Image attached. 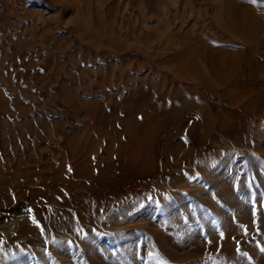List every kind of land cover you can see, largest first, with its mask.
<instances>
[{
  "label": "rangeland",
  "instance_id": "1",
  "mask_svg": "<svg viewBox=\"0 0 264 264\" xmlns=\"http://www.w3.org/2000/svg\"><path fill=\"white\" fill-rule=\"evenodd\" d=\"M241 1L259 7L264 23L263 1ZM217 2L0 0V14L9 15L0 19V190L15 198L0 202V264H264V111L251 126L230 129L233 140L218 135V149L188 165L176 159L173 180L135 189L120 204L113 188L90 210L84 197L71 206L17 196L55 179L91 187L92 178L73 175L107 164L112 143L93 128L98 105L123 115L118 98L138 85L183 91L184 103L198 104L171 78L172 65L155 58L167 60L181 40L200 38L208 49L229 41L214 21ZM152 229L185 243L160 245Z\"/></svg>",
  "mask_w": 264,
  "mask_h": 264
},
{
  "label": "bare ground",
  "instance_id": "2",
  "mask_svg": "<svg viewBox=\"0 0 264 264\" xmlns=\"http://www.w3.org/2000/svg\"><path fill=\"white\" fill-rule=\"evenodd\" d=\"M261 1L264 3V0ZM214 7L217 10L215 24L223 36L229 37V41L208 49L206 48L208 43L200 38L191 42L181 40L180 47L173 48L167 60L163 53L155 58L157 62L168 61V65H172L171 78L179 84H185L194 100L200 98L198 104L189 103L190 101L184 103L186 95L182 93L183 91L163 93L157 88L155 90L138 85V88L130 91L128 96L118 98L123 115L119 111H114V108L106 112L96 105L98 109L94 115L98 117L93 128L108 136L109 142L112 143L109 149H105L107 164L103 169L99 168L96 175L91 174V165L82 171L76 167L73 175L76 179L82 176L92 178L91 187L86 185L76 187L65 183L59 186L60 183L55 179L51 184H39L33 190L17 189V196L45 195L66 204L71 199V206L77 199L84 197L85 208L90 210L98 201H102L109 188H113L116 192H112V195L117 204H120L119 199L124 195H131L135 189L144 187L146 189L143 188L142 191H147L149 187L176 178L174 176L177 170L176 159L180 164L188 165L197 154L218 149V135H227L226 137H230L231 140L230 129L251 126L252 119L264 111V88L259 86L257 90L254 89L255 85L264 84V61L261 59V53L264 56V23L261 22L260 9L248 1L241 0H218ZM2 18H9V15L0 14V19ZM234 43L240 44V47L234 46ZM257 50L260 53H257ZM195 87H198V90L192 91L191 89ZM117 101V104L113 103L118 105ZM210 104L212 110L207 112ZM71 110L72 113L77 111L73 102ZM113 123L120 127H115ZM25 124L22 125L26 126ZM186 141L188 147L179 153L184 149ZM113 154H117V157L112 158ZM33 160L37 161L36 158L30 161ZM24 162L20 158V163ZM102 172H107L108 177L103 176ZM59 190L70 194L64 195ZM9 193L5 189L0 190L2 204L8 203L11 198L15 199L11 197L12 193ZM79 220L89 222L86 217H79ZM149 233L160 245H167V239H173L176 244L182 246L185 243L175 234L163 237L162 233L161 236L153 229L149 230Z\"/></svg>",
  "mask_w": 264,
  "mask_h": 264
}]
</instances>
